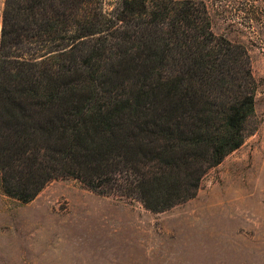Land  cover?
I'll return each mask as SVG.
<instances>
[{"label": "trees", "instance_id": "trees-1", "mask_svg": "<svg viewBox=\"0 0 264 264\" xmlns=\"http://www.w3.org/2000/svg\"><path fill=\"white\" fill-rule=\"evenodd\" d=\"M1 27V187L21 203L74 179L164 213L259 130L248 48L203 2L5 0Z\"/></svg>", "mask_w": 264, "mask_h": 264}, {"label": "rangeland", "instance_id": "rangeland-1", "mask_svg": "<svg viewBox=\"0 0 264 264\" xmlns=\"http://www.w3.org/2000/svg\"><path fill=\"white\" fill-rule=\"evenodd\" d=\"M119 1L104 0L105 10ZM193 1L206 5L216 35L248 48L257 133L194 199L164 213L74 179L54 181L24 204L4 195L0 177V264H264V0Z\"/></svg>", "mask_w": 264, "mask_h": 264}, {"label": "water", "instance_id": "water-1", "mask_svg": "<svg viewBox=\"0 0 264 264\" xmlns=\"http://www.w3.org/2000/svg\"><path fill=\"white\" fill-rule=\"evenodd\" d=\"M2 27L0 28V31H1Z\"/></svg>", "mask_w": 264, "mask_h": 264}]
</instances>
